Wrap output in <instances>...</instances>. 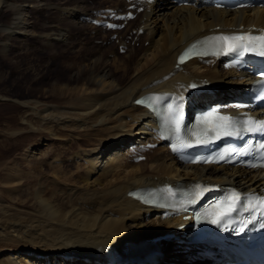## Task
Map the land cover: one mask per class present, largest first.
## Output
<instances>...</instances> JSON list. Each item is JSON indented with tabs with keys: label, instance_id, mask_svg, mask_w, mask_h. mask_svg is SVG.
<instances>
[{
	"label": "bare ground",
	"instance_id": "1",
	"mask_svg": "<svg viewBox=\"0 0 264 264\" xmlns=\"http://www.w3.org/2000/svg\"><path fill=\"white\" fill-rule=\"evenodd\" d=\"M188 1L190 4L179 6L172 0L144 3L145 9L124 29L112 31L117 33L118 44L111 40L110 34L100 44H89L91 40L87 42L89 45L81 46L73 39L74 29L80 30L82 36L90 34L91 38L92 31L104 37L107 31L86 24L80 16L94 18L98 12L94 10L102 7H119L124 12L128 3L125 0H0V13L8 14L0 22V46H4V49L0 47L1 53L7 50L5 45L22 44L28 39L51 51L83 53L79 64L66 65L70 69L67 79L50 83L37 96L12 99L23 105L25 115L21 120L28 128L52 135L55 134L50 128L61 129L64 133L61 136L56 133L57 139L76 142L78 148L68 158L77 164H67L68 169L74 168L72 171L57 165L62 173L52 168L65 182L73 180L70 181L75 186L70 191L73 196L68 193L70 189L66 196L55 192L43 195L44 184L39 182L32 195L31 211L16 212L19 218L10 217L11 213L0 217V241L9 243L0 249V264H100L105 247L110 245L120 251L126 242L138 249L150 244L157 246L163 253L157 264H165L169 258L174 264L192 261L190 264H203L195 257L185 258L181 239L188 217H164L162 210L139 204L129 193L195 179L233 184L243 190H258L262 186L263 176L256 171L184 164L161 144L151 131V116L134 102L148 92L173 91L182 97L190 79L205 78L215 85L216 97L224 103L228 101V93L241 90L250 82L247 75L222 66L214 56L185 63L177 61V56L191 41L205 34L241 25L264 27V8L227 10L211 6L208 0ZM38 13L50 15V24L39 23L35 17ZM140 29L143 33H138ZM130 35L131 40H127ZM134 38V45L148 41L147 46L133 47ZM119 44L127 46L124 53H119ZM206 60L215 64L206 65ZM0 99L8 98L0 96ZM32 121L35 127L31 126ZM40 142L31 148L29 156L33 161L39 156L35 150ZM147 142L159 144L147 151L139 148L140 143ZM140 155L145 159L136 160ZM21 178H9L11 190L21 188ZM166 231L175 235L174 242L160 241ZM168 245L172 251L165 252Z\"/></svg>",
	"mask_w": 264,
	"mask_h": 264
},
{
	"label": "rangeland",
	"instance_id": "2",
	"mask_svg": "<svg viewBox=\"0 0 264 264\" xmlns=\"http://www.w3.org/2000/svg\"><path fill=\"white\" fill-rule=\"evenodd\" d=\"M90 3L91 1L89 2V4ZM7 17V13H0V22L5 21ZM35 17L36 19H38V21L40 20L39 23L43 24L44 26L49 25L52 19L50 15L43 16L39 15V13L36 14ZM89 28L91 29V27H88L87 29L90 30ZM79 31L76 29L73 30V32L76 33L73 36V39L76 42L79 41L78 43H80L81 46H87V42H90L91 40L92 42H90L89 44H100V42L98 41L106 38L109 39L110 34H112L111 31H107V34L104 33V37V35H96V33H94L95 31H92V39L90 34L89 36H82L80 34L81 32ZM120 32L126 35V33H124L123 31ZM24 42L25 43L22 44L12 42V45H5V47H7V50L4 51V53L0 52V96L8 98L7 100L0 99V204H2L0 205V211L2 213H0L1 218L5 216L7 217V215H9L10 213V217H15L16 215H19L18 213L20 212L31 211L32 206L30 203L32 201V195L34 194L36 184H38L39 182H42V184H44L43 195L46 196H50L51 194H53V192H55L56 194L61 193V195L65 194L64 196H66L67 190L70 189L68 192L70 193V191L73 192L75 189V186H73L74 184L72 185V182L70 183V181L73 180H69L68 183L65 182L67 180L64 177L62 178V176L60 177L59 172L62 173V170H67V167L69 166L67 164H77L70 161L71 158L69 159L68 157L74 154L75 150H77L78 148V144L76 142L70 143L66 142V140L62 141L60 139H57L56 133H58L57 136H61L62 134H59L64 133L63 130L61 132V129L56 130L54 129V127H49L51 129V132L55 134L52 135L51 133L46 134L28 128V126L24 125L21 120V117L25 115V109L23 105L16 104L12 101V99L37 96L39 95L40 89L48 87L47 85H49L50 83L67 79L70 69H67L66 65L70 64L72 66H75L79 64V60L83 53L71 54L67 51H62L59 49L51 51L50 49H44L36 40L28 39V41L26 40ZM147 42L148 41H144L143 43L137 42L135 43V45L133 44V47L140 48L141 45L147 46ZM0 47L4 49V46ZM106 54L107 51L103 53L104 56ZM108 55L111 57V53ZM47 99L49 100L50 98ZM34 122H30L32 127L36 126ZM46 126L50 125L47 124ZM39 142L40 146L37 150H35V153L38 151L37 154L39 156L38 158H36V160L33 161L34 158L29 156L31 155L30 151H32L31 148L34 146V144H37ZM131 142H129V144ZM40 151L43 154H41ZM39 163L43 164H40L39 166ZM57 165H59L62 170H58ZM52 168H55L59 171L55 172V174L57 173L59 175V178L58 175H55L54 172H52ZM73 169L74 168L68 169V171H72ZM12 177L14 179H16L17 177H22L21 179H23V182L20 189H16L15 191L11 190V186L9 187V185L10 181L13 180ZM9 178L12 179L10 180ZM46 188L49 189L47 190ZM64 189H66V192L64 191ZM70 196L73 195L71 194ZM13 213H15V215ZM16 217L19 218V216ZM8 245L9 243L0 241V249ZM171 247L172 246L170 245L165 246V252L172 251Z\"/></svg>",
	"mask_w": 264,
	"mask_h": 264
},
{
	"label": "snow or ice",
	"instance_id": "3",
	"mask_svg": "<svg viewBox=\"0 0 264 264\" xmlns=\"http://www.w3.org/2000/svg\"><path fill=\"white\" fill-rule=\"evenodd\" d=\"M109 27H117L115 25H109ZM257 40L260 41L262 49H264V36L256 38L248 35H221L214 37L211 41V47L215 49L212 53L213 55H218L221 52L229 53L236 52L239 50L240 52H248L256 47ZM193 48L196 46L193 45ZM192 49L187 50L184 54L179 58V62L183 63L185 61V57L190 55ZM206 54V53H205ZM260 55H264V50H261ZM155 101L156 98H151ZM137 103H142V101H137ZM171 112V109L169 110ZM202 122L207 123V127H203L199 130H194L191 132V135L195 137L194 140H183L180 139V148L191 147L193 144L201 145L207 142V137L210 136H221V135H238L240 131H264V122H254L251 119L245 121L240 125L239 128L236 127V124L239 122H233L231 117L227 116H216L213 120L210 116H204L201 118ZM173 123L175 132L179 133L181 124H180V115L177 110L173 114ZM208 162V161H204ZM169 195H171V189H165ZM203 189L201 186L197 185L196 189L193 193V199L198 198L203 195ZM240 201V196L236 193H232L226 202V208L214 211L212 214L214 218L211 220L212 223L218 224L220 223L226 216H228L235 208V205ZM146 203L149 201H145ZM264 204V201H261Z\"/></svg>",
	"mask_w": 264,
	"mask_h": 264
}]
</instances>
